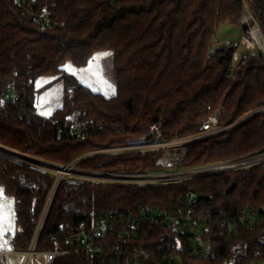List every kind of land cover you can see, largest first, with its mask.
Segmentation results:
<instances>
[{
    "label": "trees",
    "instance_id": "16d2710c",
    "mask_svg": "<svg viewBox=\"0 0 264 264\" xmlns=\"http://www.w3.org/2000/svg\"><path fill=\"white\" fill-rule=\"evenodd\" d=\"M17 1L25 2V11ZM255 6L261 20L264 0H255ZM242 13V0H0V96L12 92L17 96L15 103L0 100V144L64 167L106 147L135 144L143 138L168 142L203 133V123L219 112L223 126L238 121L264 106L262 56H243L235 65L240 43H224L217 36L221 25L240 28ZM40 16H48L56 27L41 32ZM103 51L113 53L117 94L112 97L93 91L65 68L68 63L85 67ZM43 77H53L64 87L62 105L49 117L40 115L36 107L44 90L36 83ZM72 128L86 136L71 135ZM261 150L264 111L231 131L187 145L182 157L168 160L173 154L169 150L96 155L82 159L79 168L184 169ZM56 181L54 172L0 156V190L13 198L16 219L8 251L29 248ZM234 183L236 188L229 193ZM189 192L210 197L196 200L192 204L196 210L223 209L235 215L243 208L264 206V176L261 168H255L168 185L68 176L56 189L38 250H54V237L67 253L53 264H92L98 258L86 256V247L75 237L90 232L102 219L120 222L115 226L119 230L128 217L138 225L135 236L122 240L114 230L95 244L107 248L129 244L183 256L144 264H223L226 257H236L239 246L248 244L249 252L264 247L259 239L264 224L256 231L242 228L237 235L216 228L181 236L138 213L145 206L171 211L184 207ZM198 235L211 240L215 255L211 260L191 253L201 247ZM5 263L0 256V264Z\"/></svg>",
    "mask_w": 264,
    "mask_h": 264
},
{
    "label": "built area",
    "instance_id": "2783aa9c",
    "mask_svg": "<svg viewBox=\"0 0 264 264\" xmlns=\"http://www.w3.org/2000/svg\"><path fill=\"white\" fill-rule=\"evenodd\" d=\"M17 2L25 11V2ZM242 3L244 14L240 23V28L243 33L241 44L247 49L258 50L259 54L264 59V29L262 27L261 20L252 9L249 0H242ZM27 11L29 14H33L29 10ZM243 25L247 26L246 31H243ZM38 27L41 32H45L53 30L56 27V23L48 16H40L38 17ZM16 97L15 92H12L5 96H0V100L15 103ZM263 111L264 106L252 113H249L238 121L225 126L220 124L221 113L219 112L209 117L203 123V133L185 138H177L168 142H147L143 138L141 142L135 144L106 147L91 152L83 158L64 167L51 165L50 163L33 158L15 149L0 144V156L23 165L35 167L45 171H51L57 174L55 188L48 199V203H46L39 226L29 248L24 252L0 253V256L5 257V264H12V259L17 255L22 257L20 264H53L58 256L67 253L59 249V240L54 237L53 239L55 240L56 245L54 250L41 252L38 250V244L45 221L53 204L52 202L56 189L60 182L68 176H75L105 183L138 185L177 184L189 180L200 179L202 177L217 176L225 173L244 172L255 168H261L262 175L264 176V150L252 152L228 160L217 161L184 169L166 168L160 170L151 169L145 172H101L79 168V162L82 159L96 155L153 152L173 149L172 147H186L193 142L201 141L231 131L241 123L251 119L254 115ZM70 134L76 136L77 138H84L86 136L84 131L75 128L70 129ZM152 146L154 148H150ZM198 198L199 197L195 192H189L184 207H179L174 211H171L158 209L153 206H145L141 207L138 210V213L140 217L147 219L151 224L164 226L168 230H172L177 235L181 236L189 233L190 231H209L216 228L225 230L229 236L234 234L237 235L240 234V229L242 228H246L250 231H256L262 224H264V206H261L260 208H243L235 215L223 209L214 211H198L192 207V204L198 200ZM118 224H120V222L116 223L110 219H102L97 222L90 232L83 231L75 237L78 243H81L86 247V256L90 258H98V260H92V264H144L157 258L164 262H172L183 258L178 251L155 253L144 248L130 246L129 244L124 246L117 245L112 248H107L106 245L104 246L103 244H95L96 239L103 238L114 230L117 232V237L122 240H126L136 235L138 225L133 217H128L125 226L116 230L115 226ZM259 239L264 246V230L261 232ZM196 240L199 244H201V247L199 248L198 245L192 250L191 253H194L195 257H201L205 260H211L215 257L210 239L204 240L201 238V235H198ZM176 243L178 246L180 245L179 242ZM188 245L189 242H186L185 246L188 247ZM38 257H40L39 261L37 260ZM223 264H264V247L249 252L248 244L239 246L236 250V257H226Z\"/></svg>",
    "mask_w": 264,
    "mask_h": 264
},
{
    "label": "rangeland",
    "instance_id": "374dc122",
    "mask_svg": "<svg viewBox=\"0 0 264 264\" xmlns=\"http://www.w3.org/2000/svg\"><path fill=\"white\" fill-rule=\"evenodd\" d=\"M252 9L255 11V0H249ZM256 13V12H255ZM244 10L240 18H243ZM217 36L224 43L238 41L239 49L235 55V65L241 61L243 56H249L252 59L259 57L258 50H250L241 44L243 33L240 28L221 25L217 30ZM68 73L73 74L83 84L93 91L112 97L117 94L116 83L113 75V53L112 51H103L95 54L89 64L85 67H75L71 63L65 66ZM51 84L50 87L46 85ZM40 91L37 96L36 107L38 113L44 117H49L53 111L62 105L64 87L62 82L53 77H43L36 83ZM144 144V143H143ZM150 148H154L153 146ZM167 149L173 154H168L167 159L182 157L185 147H172ZM16 230V219L14 210V200L0 190V251L10 250V239L14 236ZM2 253V252H1ZM8 253V252H5ZM4 257V256H3ZM40 260V257L37 258ZM20 259L13 258L12 263L17 264Z\"/></svg>",
    "mask_w": 264,
    "mask_h": 264
},
{
    "label": "water",
    "instance_id": "95a60500",
    "mask_svg": "<svg viewBox=\"0 0 264 264\" xmlns=\"http://www.w3.org/2000/svg\"><path fill=\"white\" fill-rule=\"evenodd\" d=\"M258 1L260 2L261 0H258ZM260 13H261L262 27H263V29H264V13H263V9H262V8H261V12H260ZM242 29H243V31H246V30H247V26H246V25H243ZM235 188H236V184L234 183V184L229 188L228 192L230 193V192L234 191ZM209 199H210V197H205V196H200V197L198 198V200H209Z\"/></svg>",
    "mask_w": 264,
    "mask_h": 264
},
{
    "label": "crops",
    "instance_id": "0c3cea01",
    "mask_svg": "<svg viewBox=\"0 0 264 264\" xmlns=\"http://www.w3.org/2000/svg\"><path fill=\"white\" fill-rule=\"evenodd\" d=\"M6 252H10V251H6ZM0 253H1V251H0ZM2 253H5V252H2ZM14 258H17V259H20V260H22V257L20 256V255H17V256H15ZM21 263V261H19L17 264H20ZM13 264V263H12Z\"/></svg>",
    "mask_w": 264,
    "mask_h": 264
}]
</instances>
